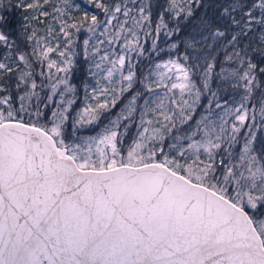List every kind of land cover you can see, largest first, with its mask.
<instances>
[{"label": "snow or ice", "instance_id": "obj_1", "mask_svg": "<svg viewBox=\"0 0 264 264\" xmlns=\"http://www.w3.org/2000/svg\"><path fill=\"white\" fill-rule=\"evenodd\" d=\"M0 264H264V0H0Z\"/></svg>", "mask_w": 264, "mask_h": 264}]
</instances>
